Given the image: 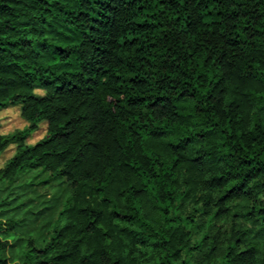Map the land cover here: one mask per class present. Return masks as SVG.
Listing matches in <instances>:
<instances>
[{
  "label": "trees",
  "instance_id": "16d2710c",
  "mask_svg": "<svg viewBox=\"0 0 264 264\" xmlns=\"http://www.w3.org/2000/svg\"><path fill=\"white\" fill-rule=\"evenodd\" d=\"M10 109L0 264H264V0H0Z\"/></svg>",
  "mask_w": 264,
  "mask_h": 264
},
{
  "label": "rangeland",
  "instance_id": "374dc122",
  "mask_svg": "<svg viewBox=\"0 0 264 264\" xmlns=\"http://www.w3.org/2000/svg\"><path fill=\"white\" fill-rule=\"evenodd\" d=\"M24 125V122L20 119L18 111L16 109H10L6 111L0 112V134H7L10 133L16 129H21ZM44 133V127H42L37 133H35L31 140L30 143H34L38 139L42 137ZM13 153V150H8L2 157L0 161V166L2 163L11 156ZM32 175L26 178L24 181L19 180L17 184H20L22 187L20 189H15L12 193V197L15 196L18 193H22L25 190L27 191V196L32 198V201L30 203L31 207L35 208V211L45 208L46 212L44 215L45 220L52 219L56 213V209H54L55 206H57V200L61 198L62 195L67 194L66 190V185H60V186H52V187H46V186H41V187H34L32 186H25L24 182H28L31 180ZM43 176H40L34 181H32L33 184H36L39 182V180H42ZM33 188H36V192L33 193L31 190ZM35 194V195H33ZM1 209V208H0ZM43 220V219H42ZM39 224H29V222L26 220L24 221L20 227L16 229V235L21 238L22 241H25L28 239L32 234L35 232H38L40 229V225L44 223V221H38ZM29 224V225H28ZM3 227H5L3 225ZM45 229V226H43ZM42 231L45 230L42 229Z\"/></svg>",
  "mask_w": 264,
  "mask_h": 264
}]
</instances>
